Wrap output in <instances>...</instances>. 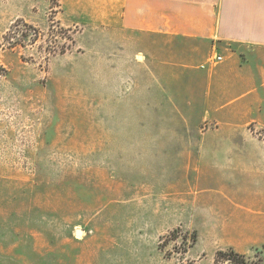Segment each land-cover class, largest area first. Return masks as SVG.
Listing matches in <instances>:
<instances>
[{"label": "rangeland", "instance_id": "1", "mask_svg": "<svg viewBox=\"0 0 264 264\" xmlns=\"http://www.w3.org/2000/svg\"><path fill=\"white\" fill-rule=\"evenodd\" d=\"M106 1L0 0V264H261L264 119L208 114L189 47Z\"/></svg>", "mask_w": 264, "mask_h": 264}, {"label": "crops", "instance_id": "2", "mask_svg": "<svg viewBox=\"0 0 264 264\" xmlns=\"http://www.w3.org/2000/svg\"><path fill=\"white\" fill-rule=\"evenodd\" d=\"M106 2L117 4L113 10L120 28L151 36L152 46L181 40L189 47V58L198 64L183 70L184 83L205 100L208 114L224 116L238 127L264 119V0ZM216 55L222 59L209 62ZM236 119L241 123L232 122ZM247 193L255 219L249 248L262 247L264 264V198Z\"/></svg>", "mask_w": 264, "mask_h": 264}, {"label": "trees", "instance_id": "3", "mask_svg": "<svg viewBox=\"0 0 264 264\" xmlns=\"http://www.w3.org/2000/svg\"><path fill=\"white\" fill-rule=\"evenodd\" d=\"M218 256L224 257L226 260L230 261L232 264H246V257L242 254L234 252V250L229 249L228 251H218Z\"/></svg>", "mask_w": 264, "mask_h": 264}, {"label": "built area", "instance_id": "4", "mask_svg": "<svg viewBox=\"0 0 264 264\" xmlns=\"http://www.w3.org/2000/svg\"><path fill=\"white\" fill-rule=\"evenodd\" d=\"M221 59H222V57H221V56H218V55H216V56H211V57L209 58V62H211V63H217V62H219Z\"/></svg>", "mask_w": 264, "mask_h": 264}, {"label": "water", "instance_id": "5", "mask_svg": "<svg viewBox=\"0 0 264 264\" xmlns=\"http://www.w3.org/2000/svg\"><path fill=\"white\" fill-rule=\"evenodd\" d=\"M82 233V230H80V229H78V230H76V234L78 235V234H81Z\"/></svg>", "mask_w": 264, "mask_h": 264}]
</instances>
